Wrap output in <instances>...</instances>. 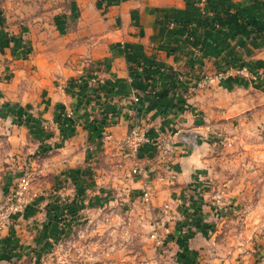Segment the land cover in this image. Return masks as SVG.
Masks as SVG:
<instances>
[{"label":"rangeland","instance_id":"1","mask_svg":"<svg viewBox=\"0 0 264 264\" xmlns=\"http://www.w3.org/2000/svg\"><path fill=\"white\" fill-rule=\"evenodd\" d=\"M5 54L0 66V264H170L167 256L185 249L201 255L194 258L197 264H264V84L251 83L246 65L197 70L193 94L224 88L213 94L219 100L208 110L214 112L182 121L185 128L172 135L149 132L150 153L130 152L123 143L127 132L116 138L118 146L103 134L98 154L86 152L85 163L92 165H85L80 184L72 189L70 173L67 192L58 195L52 181L56 149L32 145L42 138L24 130L30 122L24 96L34 67L25 73ZM134 61L142 75L154 65ZM229 76L244 80L238 84L241 93L221 86ZM233 103L244 109L236 113ZM60 119L54 116L51 123L73 122L65 113ZM192 123L196 126H188ZM165 142L173 147L167 157L158 153ZM152 163L163 180L156 190L147 188L145 199L144 186L137 183L141 173L132 169ZM170 220L172 242L163 238L170 234Z\"/></svg>","mask_w":264,"mask_h":264},{"label":"crops","instance_id":"2","mask_svg":"<svg viewBox=\"0 0 264 264\" xmlns=\"http://www.w3.org/2000/svg\"><path fill=\"white\" fill-rule=\"evenodd\" d=\"M5 52L24 72L34 67L24 96L30 120L24 130L42 138L32 145L56 149L52 181L64 195L70 173L72 189L82 181L85 165H92L85 163L86 152L98 154L103 134L118 146L116 138L133 123L147 134L172 135L185 128L182 121L214 112L208 110L213 94L224 88L193 94L197 70L246 65L251 83L264 84V0H0V66ZM136 59L154 64L149 74L136 69ZM243 81L229 76L220 83L241 93ZM238 105L232 104L236 113L244 109ZM66 112L71 124L51 123ZM153 146L144 145L138 157ZM153 164L143 165L151 170L139 176L142 192L163 180ZM166 226L164 241L172 242V220ZM195 252L185 249L167 259L197 264L201 255Z\"/></svg>","mask_w":264,"mask_h":264},{"label":"built area","instance_id":"3","mask_svg":"<svg viewBox=\"0 0 264 264\" xmlns=\"http://www.w3.org/2000/svg\"><path fill=\"white\" fill-rule=\"evenodd\" d=\"M66 116H70V112L65 113ZM123 143L126 145L127 149L130 152H138L139 149H141L144 145L147 143H150V138L146 132V128L143 127L140 124L133 123L130 128L128 129L126 135L123 138ZM172 144L171 143H164L162 145H158V153L160 156L167 157L172 154ZM146 169L140 165H136L132 169V172L134 174H139V173H145ZM143 197L146 199L149 198V190L146 188L143 191ZM155 241L159 244L162 243V239L160 236H158L155 232L152 233L151 235Z\"/></svg>","mask_w":264,"mask_h":264},{"label":"water","instance_id":"4","mask_svg":"<svg viewBox=\"0 0 264 264\" xmlns=\"http://www.w3.org/2000/svg\"><path fill=\"white\" fill-rule=\"evenodd\" d=\"M178 145H179V143L176 142V140H175V144H174V146L177 147Z\"/></svg>","mask_w":264,"mask_h":264}]
</instances>
